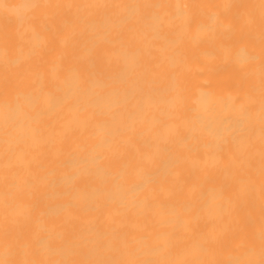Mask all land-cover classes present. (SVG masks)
Returning a JSON list of instances; mask_svg holds the SVG:
<instances>
[{
	"label": "bare ground",
	"instance_id": "obj_1",
	"mask_svg": "<svg viewBox=\"0 0 264 264\" xmlns=\"http://www.w3.org/2000/svg\"><path fill=\"white\" fill-rule=\"evenodd\" d=\"M8 2L0 260L262 264V0ZM28 17L37 39L20 35ZM37 85L60 103L31 106Z\"/></svg>",
	"mask_w": 264,
	"mask_h": 264
},
{
	"label": "snow or ice",
	"instance_id": "obj_2",
	"mask_svg": "<svg viewBox=\"0 0 264 264\" xmlns=\"http://www.w3.org/2000/svg\"><path fill=\"white\" fill-rule=\"evenodd\" d=\"M262 6H264V0H262ZM31 7L36 8L39 7L38 5H31ZM15 6L10 4L8 0H0V12L5 14V18L8 19L10 18L11 14L14 12ZM33 17H28V18H18L17 19V26L18 30L20 31L21 37H30V39H37L38 38V33L36 32V28L33 24ZM216 30V19L215 17L210 18L206 22H201L198 27H197V32L198 33H209V32H215ZM30 42V40H29ZM95 98H100V93L97 92L95 93ZM29 103L31 106L35 107L39 103L43 101V103L49 107L53 108L57 104L60 103V99L57 97L52 96L49 93L44 92L43 87L41 85H37L35 92L33 95L29 96L28 98ZM17 117V111L15 109L9 108L6 106L5 113H4V118L7 121H14ZM245 117L243 114H240L235 120L230 121V122H222L226 123L228 126L223 127L220 129H217L214 126H207L206 130L212 133H216L218 131H224V132H229L232 130H239L243 127ZM201 124L203 122L201 121ZM107 136L108 132L106 130H101L99 132V137H100V145L103 146L105 143H107ZM54 211H59L54 210ZM37 243L44 246L46 245V241L42 238L39 237L37 239ZM0 264H10L9 261L7 260H0ZM17 264H35V262H29V261H20L17 262ZM51 264H70L68 261H63V260H57L51 262ZM86 264H93V262H86ZM95 264H108V262H95ZM264 264V262H262Z\"/></svg>",
	"mask_w": 264,
	"mask_h": 264
}]
</instances>
